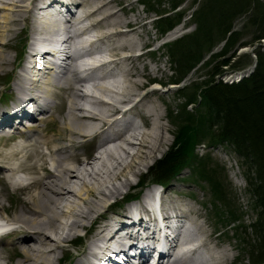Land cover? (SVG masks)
Returning <instances> with one entry per match:
<instances>
[{"label":"bare ground","instance_id":"6f19581e","mask_svg":"<svg viewBox=\"0 0 264 264\" xmlns=\"http://www.w3.org/2000/svg\"><path fill=\"white\" fill-rule=\"evenodd\" d=\"M126 1L0 0V75L12 65L8 51L21 24L30 25L29 37L41 50L29 43L34 54H28L22 74L14 73L9 87L12 103L0 110V129L7 131L21 113L29 114L35 106L43 116L50 114L55 106L49 100L53 90L65 94L63 125L52 138L33 133L42 125L33 116L29 127L15 137L2 135L6 142L0 143V220L13 227L4 238L9 241H0V264H124L136 240L149 250L168 248L143 239L156 215L167 226L174 218L197 226L194 233L184 227L175 230V240H168L174 248L166 252L167 264H229L217 230L207 235L198 223L201 214L170 196L179 181L164 183L165 188L170 185L169 192L164 189L160 196L155 186L140 196L124 193L133 186L140 188L134 178L150 172L165 156L162 149L170 133L164 123L166 113L154 98L161 86L145 91L148 82L139 80L144 76L137 72V61L153 54L143 52L144 45L134 39L147 23L121 19L119 13L135 4L128 0L132 8L125 7ZM51 14L65 19L66 26ZM92 32H96L93 40H80ZM98 43H107L104 55ZM95 50L100 59H92L91 65L78 62L84 53ZM47 57L53 67L45 69L41 63ZM183 162L185 170H196L189 158ZM155 206L160 211L156 215ZM81 231L87 233L86 243ZM69 247H76V252L63 263L65 253H72ZM135 255L141 258L139 252Z\"/></svg>","mask_w":264,"mask_h":264},{"label":"rangeland","instance_id":"374dc122","mask_svg":"<svg viewBox=\"0 0 264 264\" xmlns=\"http://www.w3.org/2000/svg\"><path fill=\"white\" fill-rule=\"evenodd\" d=\"M143 1H130L135 3L133 9L126 13H119V15L125 21L138 19L143 21L144 24L147 23L146 28L138 30V34L134 36V39L136 41L140 40V45H144L142 46L145 49L143 52L153 51V54L151 52L152 55H146L142 61H137L139 64L136 67L138 68L137 72L143 73L144 76V78H140L139 80L148 82L144 89L145 91L152 89L150 88L152 82L158 83L161 86L160 94L154 98L159 108L166 113L164 123L170 130L168 144L162 149L163 154L167 156L170 152L175 140L174 135L180 132L182 127L186 128L182 132L187 134L191 144L194 143L195 145V152L189 156V163L191 164V168L195 166L194 169L196 170L190 173L191 169L185 170L184 165V170L173 180H168L165 184L179 181L174 186L176 189H173L176 195L172 192L173 194L170 193V196H173L175 200L184 202L188 207L201 214L200 216L202 217L198 223L204 226L203 228L208 233L207 235L214 232V229L217 230L216 236H220L218 240L220 242L219 247L222 246L226 249L230 256L229 264H251V256L254 255L257 245L254 242L256 236L251 230V226L256 223L257 217L259 218V214L262 213L256 206V200L250 191L249 180L255 177L254 169L236 151V148L229 145V143L218 144L215 142L218 140L211 138L210 135L215 129L209 131L211 129L209 126V114L200 98L196 105L185 106L186 98L189 97L191 91L193 92L192 85L198 86L201 84V81H204L203 78H205L207 70L204 64H199L193 71L191 70L188 73L186 78L179 80V78H175V67L171 64L168 56V47L175 40L189 34L191 35L198 30L199 23H196L195 15L200 8L207 5L209 0H187L184 2L178 9L179 13H182L181 21L175 29L165 34L156 29V19H158L156 11L170 12V0H157L162 3V7H155V11L143 6ZM130 2L127 0L124 6L130 5L128 4ZM130 7L132 8V4ZM248 10L246 13L238 16L232 25V31H237L242 35L240 43L253 42V38L259 34L262 26L256 30V24L252 25L250 19H252L253 23L254 20L258 21L260 16L264 19V0H252ZM178 28H180V32ZM19 29L20 33L16 35L17 37L13 41V49L8 51L12 65H9L3 71V74L0 75V85L5 83L11 74H13L14 80V73H18L16 67L22 66L20 52L26 38H29L30 25L23 23ZM176 30H178V33L172 34ZM95 34L96 32L91 33V35ZM229 36L230 34L227 35L224 41L208 49L210 51L206 55L207 61L212 54L222 51ZM98 45V49H101L102 52L107 49V43H98ZM258 51L264 53V38L248 46L239 47L236 56L245 57V55H249L247 57L249 63L236 70L224 67V72L216 77V80H227L233 83L239 80V77L243 79L248 78L256 69ZM237 57L233 58V62H235ZM53 92L54 95H51L49 98L55 104L51 113V119L43 121L41 128H38L39 130L45 129L44 134L48 135L44 137L45 139H50L56 135L63 125L61 111L65 108L62 94H65L60 93L58 89H54ZM0 94H4V98H6L10 94V89L4 90L0 86ZM193 97L196 98L194 93ZM162 156L160 155L159 159ZM152 172V170L148 173L143 172L142 176L135 177L134 182L136 185H139L137 182L143 184L153 183L154 180L151 177H155V172L151 174ZM169 187L170 185L164 191L169 192ZM134 188L136 187L133 186L125 190L124 193L128 191L129 193L134 192ZM179 188H182L183 191H178ZM192 219L195 220L196 217L193 216ZM187 225L191 228V232L194 233L197 227H195L194 221L187 222ZM80 234L83 235L84 231H81ZM71 250V255H73L76 252L75 248Z\"/></svg>","mask_w":264,"mask_h":264},{"label":"trees","instance_id":"16d2710c","mask_svg":"<svg viewBox=\"0 0 264 264\" xmlns=\"http://www.w3.org/2000/svg\"><path fill=\"white\" fill-rule=\"evenodd\" d=\"M186 1L170 0V12L156 11V29L164 34L175 29L182 16L178 9ZM251 3L252 0H209L195 15V21L199 23L198 30L175 40L168 47V56L175 67V78L179 80L186 78L199 64H204L207 68L204 81L198 86L192 85L193 92L186 98L185 106L196 105L200 98L209 114V131L215 129L211 138L218 140L215 141L218 144L229 143L236 148L254 169L255 177L249 180L250 191L262 213H257L259 218L251 226L256 236L254 242L257 244L254 255L251 256V264H264V53L258 51L254 73L241 82L227 84L216 80L224 72V67L236 70L249 63V55L236 56L239 47L264 38V19L261 16L254 23L250 19L252 25L256 24V30L262 26L253 42L240 43L241 33L232 31L234 20L249 11ZM143 6L155 11V7H162V3L144 0ZM228 34L230 36L222 51L212 54L207 61L208 49L224 41ZM235 57L237 58L233 62ZM193 93L196 98H192ZM184 129L186 128L180 129L175 145L164 160L153 166L154 181L166 183L177 176L183 170V161L195 152L194 143L191 144L187 134L182 132ZM192 141L194 142L193 139Z\"/></svg>","mask_w":264,"mask_h":264}]
</instances>
